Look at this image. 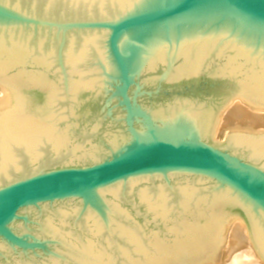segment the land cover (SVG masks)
Segmentation results:
<instances>
[{"label": "water", "instance_id": "95a60500", "mask_svg": "<svg viewBox=\"0 0 264 264\" xmlns=\"http://www.w3.org/2000/svg\"><path fill=\"white\" fill-rule=\"evenodd\" d=\"M264 0H0V264H196L239 215L264 257Z\"/></svg>", "mask_w": 264, "mask_h": 264}, {"label": "bare ground", "instance_id": "6f19581e", "mask_svg": "<svg viewBox=\"0 0 264 264\" xmlns=\"http://www.w3.org/2000/svg\"><path fill=\"white\" fill-rule=\"evenodd\" d=\"M226 129L231 130V134L238 131L252 135L264 133V103L247 94L234 92V95L222 103L213 120L211 135L214 141ZM219 262L220 264H264V257L256 249L248 225L239 215H230L227 218L216 246L196 264Z\"/></svg>", "mask_w": 264, "mask_h": 264}, {"label": "rangeland", "instance_id": "374dc122", "mask_svg": "<svg viewBox=\"0 0 264 264\" xmlns=\"http://www.w3.org/2000/svg\"><path fill=\"white\" fill-rule=\"evenodd\" d=\"M232 133L231 130L226 129L225 131H223L220 136L216 139V141L218 142H225V140L227 139V137ZM215 141V142H216ZM246 224V223H245ZM222 259H220L221 262ZM220 262L218 264H220Z\"/></svg>", "mask_w": 264, "mask_h": 264}]
</instances>
